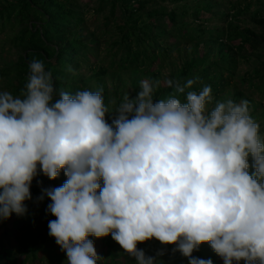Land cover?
<instances>
[{
	"label": "clouds",
	"instance_id": "1",
	"mask_svg": "<svg viewBox=\"0 0 264 264\" xmlns=\"http://www.w3.org/2000/svg\"><path fill=\"white\" fill-rule=\"evenodd\" d=\"M29 69L20 96L0 91V220L26 213L40 172L63 170L39 199L52 201L49 235L67 264H101L88 237L108 235L135 264H163L138 248L153 239L189 264H213L192 255L203 243L223 264H264V137L249 101L209 110L211 86L186 91L196 79H169L173 92L154 100L160 82L142 80L113 110L102 88L57 95L43 61Z\"/></svg>",
	"mask_w": 264,
	"mask_h": 264
},
{
	"label": "trees",
	"instance_id": "2",
	"mask_svg": "<svg viewBox=\"0 0 264 264\" xmlns=\"http://www.w3.org/2000/svg\"><path fill=\"white\" fill-rule=\"evenodd\" d=\"M162 1L176 5L168 12L150 13L143 19L141 15L147 13L154 0H18V4L13 5L10 10L6 7L0 9V32L4 31L8 24L11 25L10 29L22 25L17 35L11 39L10 45L11 48L22 49L24 53L15 65L0 69V78L16 77L17 82L12 86L11 93L20 96L30 75L29 63L36 59L43 61L45 70L51 73L57 95L61 89L73 94L84 89L85 80H79L74 72L89 64L96 67L102 61L99 59L101 52L87 36L74 34L84 26L86 10L107 12L105 19L108 23L122 9L125 22L117 26L120 31L119 41L113 44L114 55L119 57L117 67L120 69L154 66L161 62L162 56L169 58L174 50L192 46L195 54L186 61L174 80L183 84L188 79H196L193 88L186 91L199 92L203 86L209 85L214 98L223 93L234 79L237 53L246 50L251 54L264 52V31L261 34L239 29L233 32L231 26L227 36L231 45H228L229 49H235L236 54L229 57L224 55L220 59L222 63L211 60L215 46H224V34L217 29L203 28L210 22L228 23L233 10H248L253 0ZM223 1H228L229 6L222 3ZM216 7L222 10L213 12ZM14 9L16 16L12 19ZM33 16L38 18V24L33 23ZM185 17L195 21L197 27L188 25L184 21ZM257 23L264 27V17L258 18ZM224 58H227L228 62ZM224 62L229 66H224ZM258 64L252 73L246 75L257 76L258 80L254 84L256 83L258 88L262 87L261 90L264 91V62ZM106 73L105 67H98L95 76L101 77ZM156 78L157 73L152 81H156ZM167 91L172 93L173 89L167 86L157 88L154 100L166 99L164 94ZM185 98V94L179 95V99ZM114 116L115 113H112L106 117L110 124ZM263 134L264 130H260V135ZM249 162H252L251 157ZM251 171L250 168V173ZM37 179H40V184H33L30 188L32 199L25 201L26 213L22 216L13 213L9 219L0 223V264H67L66 253L57 245L55 238L49 235L48 223L56 219L47 210L52 201L46 195L42 200L39 199L43 195V189L60 187L67 177L61 170L55 180L49 179L42 172L37 175ZM41 217L45 219L44 228L39 229L36 226L38 232L28 231V226L37 225ZM88 238L93 241L97 254L103 258L101 264H135L134 259L124 253L111 235ZM142 244H138V248L141 249ZM192 255L211 259L213 264H223V259L207 243L201 244ZM173 256L174 259L166 264H189L188 258L178 251L173 252ZM240 264L244 262L241 261Z\"/></svg>",
	"mask_w": 264,
	"mask_h": 264
},
{
	"label": "rangeland",
	"instance_id": "3",
	"mask_svg": "<svg viewBox=\"0 0 264 264\" xmlns=\"http://www.w3.org/2000/svg\"><path fill=\"white\" fill-rule=\"evenodd\" d=\"M18 0H0V9L8 8L9 10L13 5L18 4ZM224 3V1L222 2ZM179 4V3H177ZM228 4V1L224 3ZM176 3H166L162 0H154L153 5L149 8L147 13L142 14V18L146 19L148 14L154 12H168L174 8ZM229 6V4L227 5ZM15 10L12 12V19L15 18ZM217 10H222L216 7L213 12ZM120 11V9H118ZM7 14V11H6ZM107 12L96 13L92 10H86L84 13L85 23L83 27L76 30L74 34H82L87 36L94 46L98 48L101 52L99 59L101 61L96 67L89 64V66H82L77 72V78L79 80H85V88L91 91H97L98 89L104 90V100L107 102L111 109H114L120 104L123 96L128 93L130 99H135L138 92L140 91V83L142 80H153V76L157 73L156 81L160 82V87L165 88L166 81L177 78V74L180 72L186 61L190 60L191 56L194 55V50L192 46H183L180 49L174 50L170 57L162 56L161 62L154 66H145L141 69H133L130 64L126 69L118 68L119 57L115 56L113 46L115 41H119L120 31L118 30V25H123L125 18L121 9V12L116 14L115 18L111 19L110 22H106L105 16ZM264 17V0H253L250 9L240 10L235 9L231 13V18L228 23H216L210 22L203 26L205 29H217L220 32L223 31L224 34V46L216 45L215 51L211 54L210 59L222 63L220 59L226 55L227 57L236 54L235 49H229L227 36L229 31L233 28V32L237 29L254 32L256 34H261L264 31V27L257 23V19ZM33 18V23L38 24V18L36 16ZM184 21L192 26L197 27L195 21L190 17H185ZM232 26V28H231ZM11 25L8 24L4 31L0 32V69L7 67L9 65H15L19 57L23 55L24 51L22 49L11 48L10 41L17 35L18 30L22 25H17L15 29H10ZM231 28V29H230ZM226 44V45H225ZM229 44V45H228ZM223 47L221 49V47ZM111 48V49H110ZM113 53V54H112ZM119 56H121L119 54ZM226 59L228 62L227 58ZM223 59V60H224ZM237 67L235 70V77L229 86L225 88L223 93L219 94L214 98L213 102L208 105L209 110H211L217 101H225L228 99L233 100L236 103H240L242 100L249 101L250 111L252 117L259 123L260 130H264V91L258 88L255 81L258 80L257 76L249 77L246 74L252 73L254 67H257L261 61L264 62V52L258 54H251L250 51H244L243 53H237ZM91 65V66H90ZM228 67L229 64H223ZM98 67H105L107 70L106 75L101 77L95 76V72ZM244 78L247 80L245 81ZM17 82L16 77H4L0 78V91H8L11 93L12 86ZM83 90V89H82ZM171 93L166 92L165 98H167ZM114 101V103H111ZM184 101V100H181ZM264 137V134L262 135ZM252 162H249L251 165ZM42 175L40 176V178ZM40 184V179L37 176L34 177L32 184ZM2 220H0V223ZM36 224V223H35ZM45 224V219L41 217L37 225L31 227L28 226V231L38 232L39 229H43ZM39 227V229L36 228ZM25 234V233H24ZM174 245H162L159 241L153 239L146 241L142 244L141 249L144 250L146 255L154 256L158 261L163 263H168L172 259ZM163 250L164 254L157 256L159 251Z\"/></svg>",
	"mask_w": 264,
	"mask_h": 264
}]
</instances>
